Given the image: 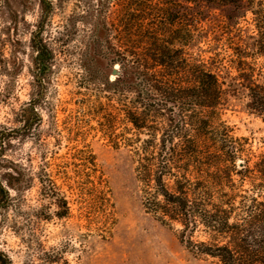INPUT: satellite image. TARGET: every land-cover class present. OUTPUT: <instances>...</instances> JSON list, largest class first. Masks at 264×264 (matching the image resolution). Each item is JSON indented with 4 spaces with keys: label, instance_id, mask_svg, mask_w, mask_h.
I'll return each instance as SVG.
<instances>
[{
    "label": "rangeland",
    "instance_id": "obj_1",
    "mask_svg": "<svg viewBox=\"0 0 264 264\" xmlns=\"http://www.w3.org/2000/svg\"><path fill=\"white\" fill-rule=\"evenodd\" d=\"M133 8L130 0H0V134L22 128L21 111L34 100L40 116L26 135L11 138L6 152L34 177L30 189L11 191L20 208L0 212V253L12 264H45L47 252L60 253L69 264H221L190 253L180 241L179 224L163 225L144 208L152 192L137 180V132L118 94L106 87L116 78L112 68L120 71L112 67V54H144L150 34L161 26L154 12L136 18ZM178 11L180 19L167 26L165 40L176 32L173 49L218 76L225 90L220 120L252 164L264 151V120L249 109V82L238 68H253L255 82L264 84V59L257 56L263 13L257 6L253 13L216 5ZM186 24L191 36L184 45ZM34 38L52 55L41 87ZM132 98H124L128 107ZM43 170L66 197L68 217L55 216L60 208L38 180ZM7 172L2 168L1 174ZM191 174L193 181L212 180L207 170ZM233 180L245 194L247 181L237 175ZM192 238L212 242L201 224Z\"/></svg>",
    "mask_w": 264,
    "mask_h": 264
},
{
    "label": "trees",
    "instance_id": "obj_2",
    "mask_svg": "<svg viewBox=\"0 0 264 264\" xmlns=\"http://www.w3.org/2000/svg\"><path fill=\"white\" fill-rule=\"evenodd\" d=\"M130 4L135 7L136 18H145L151 11L157 15L161 26L158 34H150L144 54H132V58L129 53L112 54V67L119 65L120 75L113 81L108 79L106 87L109 92L118 94L119 101L126 107L121 111L137 132L136 143L141 146L136 162L137 180L152 192L144 201L146 212L163 225L179 224L180 241L196 256L206 255L218 259L221 264H264V151L252 164L249 159H243L241 144L231 135V128L220 120L225 90L218 76L203 64L190 62L182 49H173L176 32L171 34L169 41L164 34L168 25L180 19L179 8L203 5L252 12L257 6L263 13L260 20L264 25L263 0H130ZM261 27L264 31V26ZM184 33L186 45L191 36L187 24ZM34 43L35 62L40 73L36 81L41 87L52 55L42 41L34 38ZM257 49V56L264 59V39L259 41ZM94 57L98 59L101 55ZM244 63L239 60V65ZM238 71L239 76L249 82L244 86L249 94V109L264 120V84L255 82L253 68H238ZM259 74L264 78L262 71ZM126 95L133 96L131 107L124 99ZM38 104L34 100L23 108L22 128L0 134L1 213L13 207L20 208L19 203L16 205L20 199L12 196L11 191L22 193L33 186L34 177L23 165L6 158V152L11 138L26 135L39 123ZM241 159L243 166L239 168ZM2 168L9 172L1 174ZM205 170L212 174V180L198 178L193 181L187 177L189 173L198 175ZM234 175L241 182L247 181L249 186L245 194L236 189ZM38 180L47 198L62 210L55 216L58 219L68 217L67 199L59 192L52 175L43 170ZM150 184L152 187L148 186ZM199 224L212 234V242L193 241ZM45 255V264H69L60 253L47 252ZM3 257L4 264H12L0 253V259Z\"/></svg>",
    "mask_w": 264,
    "mask_h": 264
},
{
    "label": "water",
    "instance_id": "obj_3",
    "mask_svg": "<svg viewBox=\"0 0 264 264\" xmlns=\"http://www.w3.org/2000/svg\"><path fill=\"white\" fill-rule=\"evenodd\" d=\"M112 75L118 76L120 75V71H118L117 68H114V70L112 71Z\"/></svg>",
    "mask_w": 264,
    "mask_h": 264
}]
</instances>
